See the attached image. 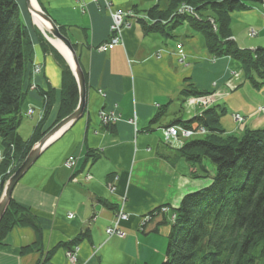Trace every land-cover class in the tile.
Listing matches in <instances>:
<instances>
[{
    "label": "crops",
    "instance_id": "crops-1",
    "mask_svg": "<svg viewBox=\"0 0 264 264\" xmlns=\"http://www.w3.org/2000/svg\"><path fill=\"white\" fill-rule=\"evenodd\" d=\"M111 1L116 8L140 12L153 7L166 11L170 6V0ZM37 2L67 28L75 44L85 73L86 109L46 147L15 186L12 196L32 213L37 227H14L0 244V264H161L171 213L185 195L211 183V179L197 177V167L165 142L162 129L214 105L226 108L227 113L244 114L236 130L227 131L222 125L227 132L261 128L264 114L258 115L256 107L262 97L253 101L258 89L246 79L241 62L211 54L205 35L187 21L161 23L166 32L149 33L141 21L134 22L124 29L122 44L103 52L98 47L111 36V18L103 0ZM251 5L232 13L231 28L232 39L240 47L254 50L264 45V2ZM32 25L34 62L42 70L33 73L32 68L23 107L26 115L30 108L32 115L38 112V123L44 114L40 90L54 88L51 125L60 107L62 67L54 52L44 50L42 33ZM251 28L258 33L255 37L249 36ZM180 53L182 61L178 60ZM248 83L253 90L248 92L250 101L243 93ZM188 89L211 92L197 97L207 104L183 94ZM102 111L116 114V123L104 124ZM69 156L76 157L74 168L65 164ZM113 183L116 189L111 192L108 186ZM123 201L129 218L120 227L126 236L109 235L106 229L114 224ZM164 205L169 207L168 215H156L140 227L142 216ZM76 238L80 239L76 245L62 246ZM73 248L75 263L68 255Z\"/></svg>",
    "mask_w": 264,
    "mask_h": 264
},
{
    "label": "trees",
    "instance_id": "trees-1",
    "mask_svg": "<svg viewBox=\"0 0 264 264\" xmlns=\"http://www.w3.org/2000/svg\"><path fill=\"white\" fill-rule=\"evenodd\" d=\"M253 2L264 0H170L168 10L153 7L141 12L146 19L139 22L149 33L166 32L169 21L175 24L187 21L193 29L205 35L211 54L230 56L241 62L248 82L260 90L264 87V45L254 50L240 47L232 39L231 28L232 13L249 9ZM183 4L191 6L193 13H181ZM59 28L69 38L67 28L63 25ZM40 40L44 50L54 52L62 67L63 88L59 111L51 125L48 121L56 102V90H40L44 98V114L32 135L25 139L18 129L30 87L34 41L29 25L22 18L18 0H0V198L7 180L33 146L79 103L78 85L69 64L42 34ZM183 94L197 98L211 92L188 89ZM219 112L225 115L227 109L214 105L189 120L178 119L168 125L191 127L198 123L207 129L203 136L197 135L199 138L194 136L181 146H171L197 167L200 172L195 174L197 177H210L211 183L185 195L179 207L171 213L176 218L171 221L161 264H264V126L246 128L241 135H236L218 126ZM243 121L244 117L238 122ZM207 160L214 165V173L207 168ZM163 207L169 208L164 205L145 214L151 217L148 222L156 215H168L170 210L164 212ZM146 224H140V227ZM22 225L37 227L32 213L12 196L0 221V244H4L14 227ZM78 241L80 239L76 238L62 246L76 245Z\"/></svg>",
    "mask_w": 264,
    "mask_h": 264
},
{
    "label": "water",
    "instance_id": "water-1",
    "mask_svg": "<svg viewBox=\"0 0 264 264\" xmlns=\"http://www.w3.org/2000/svg\"><path fill=\"white\" fill-rule=\"evenodd\" d=\"M35 1L37 3V6L34 5L32 0H26L27 9L31 14L32 18L34 19V23L40 29H42L48 41L53 46H55L59 50V52H61L64 58L67 60L78 85L79 103L77 108L71 114L61 119L47 132L44 133L43 137L30 150V152L28 153L22 164L9 177V179L7 180L4 186L0 198V221L4 217L9 207L14 188L17 185V183L20 181V179L38 160V158L41 156L42 152L46 149V147L50 143H52L70 124L78 121L84 115L86 109L87 85H86L85 73L78 59V55L74 48V45L70 40V38H68L61 32L59 25L54 21V19L46 11L43 10V8L40 6L37 0ZM37 17L43 22L44 24L43 26H41L38 22H36L35 18ZM52 38L59 40L63 44V46L67 49L69 54H65V52H63L58 46H56L52 42L51 40Z\"/></svg>",
    "mask_w": 264,
    "mask_h": 264
},
{
    "label": "built area",
    "instance_id": "built-area-1",
    "mask_svg": "<svg viewBox=\"0 0 264 264\" xmlns=\"http://www.w3.org/2000/svg\"><path fill=\"white\" fill-rule=\"evenodd\" d=\"M103 2L105 8L110 12L112 18V22L110 26L111 36L105 44L100 46V50L105 52L108 51L110 48L119 45L120 43L123 42V31L125 28L130 27L134 22H139L140 19H146V16L141 12L134 11L133 9L125 10L123 8H118V9L113 8L112 2L109 0H103ZM180 11L181 13L188 12L192 14L194 10L191 6L183 4ZM250 35L251 36L256 35L255 30H251ZM180 55H181L180 61H182L183 55L181 53ZM34 65L35 66L33 69V73L41 72L42 70L41 65L35 63ZM195 101L197 103L207 104V101L205 102L202 98H197L195 99ZM261 109L264 110V106H262ZM33 113H34L33 108H30L27 112L28 115H32ZM234 116L237 121H241L243 119V117L239 113H236ZM101 120L104 124L107 125L114 124L118 120V116L114 113H107L102 111ZM162 130H163L165 142L173 146H181L185 140L197 135H204L207 133V129L204 126H199V125H192L191 127H186L184 125L178 124V125L166 126ZM65 164L69 168H74L77 164L76 157L69 156ZM109 188L111 189V191H114L116 189V186L113 183L109 185ZM162 210L166 212L169 210V208L163 207ZM70 217H73V214H70ZM128 218H129V213L126 211L125 201H123L120 208L116 211L115 223L107 228V234L117 235L120 237V235L124 233L122 232L120 223L121 221L126 220ZM150 218L151 217L147 215L142 216L141 224L142 225L146 224V222H148ZM175 218L176 215L173 214L170 219L171 221H174ZM68 255L72 263H75L77 261L76 251H69Z\"/></svg>",
    "mask_w": 264,
    "mask_h": 264
},
{
    "label": "rangeland",
    "instance_id": "rangeland-1",
    "mask_svg": "<svg viewBox=\"0 0 264 264\" xmlns=\"http://www.w3.org/2000/svg\"><path fill=\"white\" fill-rule=\"evenodd\" d=\"M109 1H111V0H109ZM18 2H19V4H20V6H21V10H22V18L24 19V21L29 25V28H30V31H31V34H32V32L34 31V26L32 25L33 23H34V19L32 18V16H31V14L29 13V11H28V9H27V4H26V0H18ZM112 2V1H111ZM41 5V4H40ZM112 7L113 8H116L115 6H114V3L112 2ZM120 8V7H119ZM117 9H118V7H117ZM44 10V9H43ZM125 10H129V9H125ZM109 12V11H108ZM109 14H110V12H109ZM110 18H111V15H110ZM111 22H112V18H111ZM35 24V23H34ZM36 25V24H35ZM37 26V25H36ZM111 26V25H110ZM38 27V26H37ZM36 27V28H37ZM40 29V28H39ZM251 30H255V32H256V35L258 34L257 33V31H256V29H254V28H251L250 30H249V36H251L250 35V33H251ZM40 31H41V33H42V35L44 36V38L46 37L45 35H44V32L42 31V29H40ZM111 32V31H110ZM41 35V34H40ZM256 35H254V36H252V37H255ZM33 36V35H32ZM47 39V38H46ZM48 40V39H47ZM34 41V40H33ZM120 44H122V43H120ZM119 44V45H120ZM103 45V44H102ZM98 49L100 50V46L98 47ZM101 51V50H100ZM104 52V51H103ZM106 52V51H105ZM35 64H38L37 62H34ZM34 63H33V69H34ZM40 73V72H39ZM247 87H245L244 89H243V93H244V96H245V98L247 99V100H251V96H250V94L248 93L249 92V90H251V91H253L252 89H250L251 87L249 86V83H248V85H246ZM230 92H232V91H230ZM234 92V91H233ZM255 95H253L254 96V99H253V101H255V102H257V100L260 98V97H262L261 99H259V101H262V102H259V105L256 107V110H257V112H258V115H260V114H264V113H261V111H264V110H262L261 109V107H260V104H263L264 103V98H263V96H264V87H263V89H261V91L260 90H258V91H256L255 93H254ZM24 106V105H23ZM185 106V105H184ZM220 114H221V116H220V124L218 125L219 127H222V125H223V128L224 129H226L227 131L230 129V130H236V128H237V126H238V124H239V122H237L235 119H234V116H233V113L231 112V111H229L228 113H226L225 115H222V113L221 112H219ZM241 114L242 115H244L242 112H241ZM37 117H38V112H36L34 115H26L25 114V109H24V107H23V115H22V117H21V122H20V126H19V132H20V134L25 138V139H28L31 135H32V133H33V131H34V127L36 126V124H37ZM222 123V124H221ZM194 125H198V123H195ZM234 134H236V135H241V133H239V132H234ZM203 136V135H202ZM198 138H199V136H197ZM197 137H195V138H197ZM1 148V147H0ZM1 150V149H0ZM0 156H1V151H0ZM205 164L207 165V168L209 169V171L211 172V173H214L215 172V167H214V165L211 163V162H209L208 160L207 161H205ZM10 171V170H9ZM205 178V180H208V179H210V177H204ZM108 188H109V186H108ZM110 189V188H109ZM110 191H111V189H110ZM115 191V190H114ZM114 191H111V192H114ZM115 220H116V212H115ZM127 220V219H126ZM114 223H115V221H114ZM171 225V220H169L167 223H166V225H165V227L167 228L168 226H170ZM172 226V225H171ZM120 228V227H119ZM106 232H107V229H106ZM122 232H124L123 230H122ZM126 236V233L124 232V233H122L121 235H120V237H125Z\"/></svg>",
    "mask_w": 264,
    "mask_h": 264
},
{
    "label": "bare ground",
    "instance_id": "bare-ground-1",
    "mask_svg": "<svg viewBox=\"0 0 264 264\" xmlns=\"http://www.w3.org/2000/svg\"><path fill=\"white\" fill-rule=\"evenodd\" d=\"M32 2L34 3L35 6H37V3H36L35 0H32ZM35 20H36V22H38L41 26L44 25L43 22H42L38 17L35 18ZM51 40H52V42H53L56 46H58L63 52H65V54H69V52L67 51V49L63 46V44H62L59 40H57V39H55V38H52ZM178 60H180V57H178Z\"/></svg>",
    "mask_w": 264,
    "mask_h": 264
}]
</instances>
